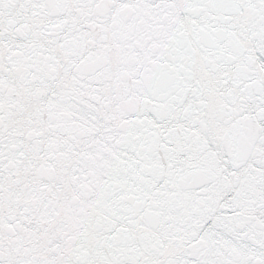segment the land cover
<instances>
[{"label": "snow or ice", "instance_id": "6c2138e0", "mask_svg": "<svg viewBox=\"0 0 264 264\" xmlns=\"http://www.w3.org/2000/svg\"><path fill=\"white\" fill-rule=\"evenodd\" d=\"M0 264H264V0H0Z\"/></svg>", "mask_w": 264, "mask_h": 264}]
</instances>
